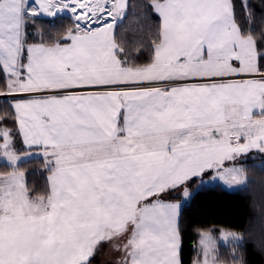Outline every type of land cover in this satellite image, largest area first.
<instances>
[{"label":"snow or ice","instance_id":"snow-or-ice-1","mask_svg":"<svg viewBox=\"0 0 264 264\" xmlns=\"http://www.w3.org/2000/svg\"><path fill=\"white\" fill-rule=\"evenodd\" d=\"M260 3L146 0L132 27L129 0H0V264H185L192 185L264 170ZM240 240L199 230L191 264Z\"/></svg>","mask_w":264,"mask_h":264},{"label":"trees","instance_id":"trees-1","mask_svg":"<svg viewBox=\"0 0 264 264\" xmlns=\"http://www.w3.org/2000/svg\"><path fill=\"white\" fill-rule=\"evenodd\" d=\"M146 0H129L133 6L130 10L135 15H129L126 26L135 27L142 15V4ZM260 15V0H250ZM71 21L63 20V25L57 24L56 29L50 28L45 20L38 21L55 36L61 26L70 25ZM257 27L259 24L257 22ZM35 32V29L32 30ZM47 39V36L45 37ZM261 159H244L240 166L247 169L248 182L233 192L224 190L219 185L200 187L184 204L182 226L184 233L183 257L185 264H191L196 255V241L199 230H209L218 238L221 230L235 233L241 237L238 244L220 245L222 264H264V170H261ZM27 174L31 185H42L41 164L38 159H32L21 165ZM5 168L0 164V172ZM235 256V260L233 257Z\"/></svg>","mask_w":264,"mask_h":264},{"label":"crops","instance_id":"crops-1","mask_svg":"<svg viewBox=\"0 0 264 264\" xmlns=\"http://www.w3.org/2000/svg\"><path fill=\"white\" fill-rule=\"evenodd\" d=\"M255 157V158H254ZM244 159H249V160H255V159H260V154L256 153L255 150H253L252 152H250L249 154H247V156H242L240 158V161L242 162ZM241 164V163H240ZM240 164L238 166H240ZM214 185H219L220 187H222L224 190L228 191V192H233V191H236L238 189H241L243 188L244 186H234V187H228L227 185H225L222 181H218V180H212L210 177H205V184L204 185H200L198 188L204 186V187H211V186H214ZM189 200H187L185 203H187ZM223 230H221L219 232V235L221 234ZM223 232H228V231H223ZM229 233H232V232H229ZM235 234V233H234ZM218 235V237H219ZM237 235V234H236ZM239 236V235H238ZM240 237V236H239ZM197 242H198V238H197V241H196V245L197 246ZM240 242V241H239ZM223 245V244H221ZM229 245V244H228ZM116 258V257H115Z\"/></svg>","mask_w":264,"mask_h":264},{"label":"rangeland","instance_id":"rangeland-1","mask_svg":"<svg viewBox=\"0 0 264 264\" xmlns=\"http://www.w3.org/2000/svg\"><path fill=\"white\" fill-rule=\"evenodd\" d=\"M218 181H219V180H218ZM220 235H221V234H220ZM220 235H219V237L217 238L218 240H219V238H220ZM237 236H238V235H237ZM105 253H107V254L104 255V256L99 257L100 260H102V261H107V260H115V259H116L114 255H112L111 253H108V250H107V249H105Z\"/></svg>","mask_w":264,"mask_h":264}]
</instances>
